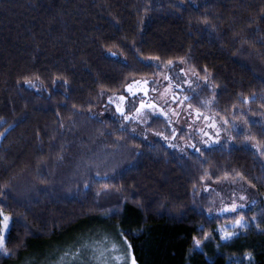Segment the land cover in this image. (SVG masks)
Returning a JSON list of instances; mask_svg holds the SVG:
<instances>
[{
    "label": "trees",
    "instance_id": "obj_1",
    "mask_svg": "<svg viewBox=\"0 0 264 264\" xmlns=\"http://www.w3.org/2000/svg\"><path fill=\"white\" fill-rule=\"evenodd\" d=\"M180 64L210 83L231 145L180 156L112 107ZM233 183L254 206L207 215L202 189ZM1 214L0 264L91 222L136 264H264V0H0Z\"/></svg>",
    "mask_w": 264,
    "mask_h": 264
},
{
    "label": "rangeland",
    "instance_id": "obj_2",
    "mask_svg": "<svg viewBox=\"0 0 264 264\" xmlns=\"http://www.w3.org/2000/svg\"><path fill=\"white\" fill-rule=\"evenodd\" d=\"M147 85L150 87L148 106L139 107L135 101L128 107L118 108V115L131 132L144 139L161 140L180 156L200 148L232 144L233 127L217 120L213 108L214 90L208 80L196 78L180 64ZM113 105H118L117 101L113 100ZM256 198L255 192L242 183L206 186L201 191L207 215L216 217L251 209ZM233 205L235 210H231ZM5 216L1 214L0 229ZM237 220L241 223L236 224ZM9 223L8 217L5 237ZM246 225L242 218L223 225L218 229L222 241L235 235L225 238L226 233H234ZM36 247L13 264H131L133 258L127 241L105 223L85 224L75 234L51 241L43 248Z\"/></svg>",
    "mask_w": 264,
    "mask_h": 264
},
{
    "label": "flooded vegetation",
    "instance_id": "obj_3",
    "mask_svg": "<svg viewBox=\"0 0 264 264\" xmlns=\"http://www.w3.org/2000/svg\"><path fill=\"white\" fill-rule=\"evenodd\" d=\"M148 82H133L131 85L132 90L129 91V85L125 88L124 94L117 96L115 99L118 105H113L112 107L115 108L117 112L118 108H125L128 107L130 103L136 101L139 107L148 106L150 96L147 95V90L150 88Z\"/></svg>",
    "mask_w": 264,
    "mask_h": 264
},
{
    "label": "snow or ice",
    "instance_id": "obj_4",
    "mask_svg": "<svg viewBox=\"0 0 264 264\" xmlns=\"http://www.w3.org/2000/svg\"><path fill=\"white\" fill-rule=\"evenodd\" d=\"M128 87H129V91H131L132 90L131 85H129ZM235 207L236 206L233 205L231 210H235ZM240 223H241L240 220L236 221V224H240ZM7 228H8V217L5 216L4 219H3V228L0 229V251H3L5 254L8 253V249L5 246V236H4L3 233H4V230L7 229ZM232 235H234V233H226L225 234V238H227L229 236H232ZM196 243L199 244L200 242L196 241ZM113 247H115V245H113ZM129 248H131V245H129ZM131 264H136V261H135L134 257L132 258Z\"/></svg>",
    "mask_w": 264,
    "mask_h": 264
}]
</instances>
